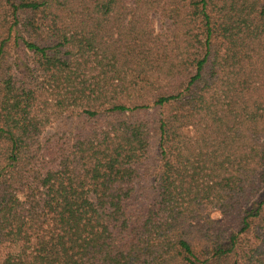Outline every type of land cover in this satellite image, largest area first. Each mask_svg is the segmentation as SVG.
I'll list each match as a JSON object with an SVG mask.
<instances>
[{"label":"trees","instance_id":"trees-1","mask_svg":"<svg viewBox=\"0 0 264 264\" xmlns=\"http://www.w3.org/2000/svg\"><path fill=\"white\" fill-rule=\"evenodd\" d=\"M0 264H264V0H0Z\"/></svg>","mask_w":264,"mask_h":264},{"label":"rangeland","instance_id":"rangeland-1","mask_svg":"<svg viewBox=\"0 0 264 264\" xmlns=\"http://www.w3.org/2000/svg\"><path fill=\"white\" fill-rule=\"evenodd\" d=\"M153 26L155 28L156 31H163L165 29L166 26V21H164L161 17H159L158 15L153 16ZM47 132H51L50 129L47 130Z\"/></svg>","mask_w":264,"mask_h":264}]
</instances>
